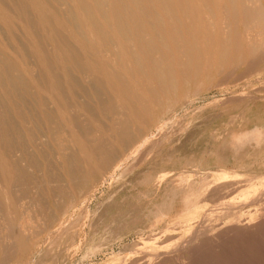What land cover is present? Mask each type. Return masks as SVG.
<instances>
[{
    "label": "bare ground",
    "instance_id": "1",
    "mask_svg": "<svg viewBox=\"0 0 264 264\" xmlns=\"http://www.w3.org/2000/svg\"><path fill=\"white\" fill-rule=\"evenodd\" d=\"M262 2L0 0V264L10 263L15 247H28L25 239L7 241L9 224L21 232L23 219L42 221L45 229L60 221L131 147L137 145L131 155L144 147L148 127L181 92L246 65L264 46ZM245 133L232 135L233 144L256 135ZM204 183L183 196L185 205L231 188L230 181ZM258 188L243 189L249 195L242 203H259Z\"/></svg>",
    "mask_w": 264,
    "mask_h": 264
},
{
    "label": "rangeland",
    "instance_id": "2",
    "mask_svg": "<svg viewBox=\"0 0 264 264\" xmlns=\"http://www.w3.org/2000/svg\"><path fill=\"white\" fill-rule=\"evenodd\" d=\"M260 2L264 7V0ZM256 42L259 43L258 39ZM262 47L255 54L256 57L254 54L251 56L255 58L248 57L250 61H244L246 65L230 69L226 75L227 71L224 74L214 73L208 79H203L204 83L201 80L199 86L193 85L181 92V98L172 100L164 113L148 127L145 148L131 155L137 145L131 147L102 179L95 181L89 193L68 205L66 216L60 221L45 229L44 226L41 227L42 221L39 224V220L35 218L28 222L23 219L20 222L23 221L27 226L23 231L20 229L21 232H14L13 226L9 224L6 230L8 235L5 236L3 230V237L16 245L21 244V239H25L28 247L26 249L20 246L19 250L15 247L8 263L264 264V194L260 199L263 201L259 203H242L246 200V191L251 187L258 186V190L264 191V46ZM242 132H253L257 135L256 139V135L253 137L257 142L253 139L242 140L237 146L234 145L232 135ZM220 174L222 182L219 181L220 178H216ZM223 176H226V180L229 179V187L232 188L231 183L236 182L237 186L233 187H238L239 190L234 187L222 191L223 193L213 194L217 197L220 195V199L201 194L202 198L200 196L197 199L199 203L185 205V195L194 193L204 181L205 185L213 184L214 187L217 183H229L223 182ZM211 177L216 179L212 180ZM237 181H247L248 186L245 183L243 187ZM186 182L189 185H183ZM180 186H185L181 188L183 191ZM243 189L246 190L245 193ZM243 193L245 197L242 196ZM192 197H195V201L196 196ZM232 201L239 203L237 208L228 207L227 204ZM220 206L223 208L220 209ZM61 222L62 229L56 231ZM36 224L38 228L34 230L33 226ZM200 224L203 228L197 229ZM201 229L204 232L200 233ZM224 232L228 233L225 235ZM176 247L181 249L180 252Z\"/></svg>",
    "mask_w": 264,
    "mask_h": 264
}]
</instances>
